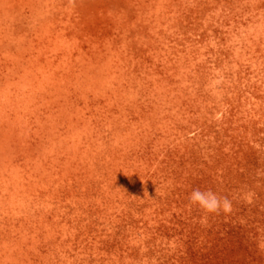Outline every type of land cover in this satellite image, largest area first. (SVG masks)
<instances>
[{
	"label": "rangeland",
	"instance_id": "374dc122",
	"mask_svg": "<svg viewBox=\"0 0 264 264\" xmlns=\"http://www.w3.org/2000/svg\"><path fill=\"white\" fill-rule=\"evenodd\" d=\"M0 264H264V0H0Z\"/></svg>",
	"mask_w": 264,
	"mask_h": 264
},
{
	"label": "clouds",
	"instance_id": "9594fccd",
	"mask_svg": "<svg viewBox=\"0 0 264 264\" xmlns=\"http://www.w3.org/2000/svg\"><path fill=\"white\" fill-rule=\"evenodd\" d=\"M189 203L196 205L206 213H219L221 211L228 213L231 211V201L226 196H219L211 189L201 191L195 189L189 196Z\"/></svg>",
	"mask_w": 264,
	"mask_h": 264
}]
</instances>
